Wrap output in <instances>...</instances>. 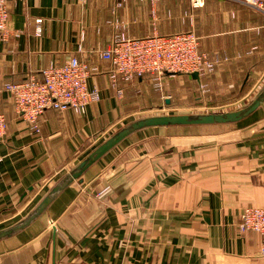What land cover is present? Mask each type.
<instances>
[{
  "label": "crops",
  "instance_id": "1",
  "mask_svg": "<svg viewBox=\"0 0 264 264\" xmlns=\"http://www.w3.org/2000/svg\"><path fill=\"white\" fill-rule=\"evenodd\" d=\"M8 25L12 35L0 36V230L26 217L120 122L173 108L175 84L197 87L208 103H249L264 87V16L233 0L198 9L190 0H11ZM121 31H193L215 69L166 77L162 87L149 74L113 86L101 54ZM75 57L99 68L89 86L100 100L85 113L46 111L35 133L5 85ZM141 93L147 103L136 100ZM247 206L264 208V106L237 123L134 133L0 241V264H264V235L239 228Z\"/></svg>",
  "mask_w": 264,
  "mask_h": 264
},
{
  "label": "built area",
  "instance_id": "2",
  "mask_svg": "<svg viewBox=\"0 0 264 264\" xmlns=\"http://www.w3.org/2000/svg\"><path fill=\"white\" fill-rule=\"evenodd\" d=\"M0 0V36L8 40L9 2ZM250 6L264 16V0H233ZM198 9L205 0H190ZM110 61L109 77L113 86L120 79L132 81L136 77L152 75L157 86L162 87L166 77L212 72L216 63L200 50V37L193 31L147 37H131L124 31L117 33L111 45L101 54ZM99 71L78 58H71L62 66L51 65L42 76L31 75L20 83H7L17 113L22 115L35 133H40V118L48 110L85 113L87 107L100 100L97 88H90L89 78ZM204 89V87H203ZM121 93V91H119ZM7 132V120L0 114V141ZM108 190L106 187L100 194ZM239 228L264 235V208L247 206L242 210Z\"/></svg>",
  "mask_w": 264,
  "mask_h": 264
},
{
  "label": "water",
  "instance_id": "3",
  "mask_svg": "<svg viewBox=\"0 0 264 264\" xmlns=\"http://www.w3.org/2000/svg\"><path fill=\"white\" fill-rule=\"evenodd\" d=\"M191 76L199 79V73L197 72L192 73ZM167 103H169V100ZM263 106L264 87L258 92L253 100L245 106L234 110L191 114L148 115L136 118L133 121L124 124L108 136L97 147H95L82 161L74 166L60 180H58L42 201L26 217L16 224L0 230V241L19 234L21 231L25 230L32 223H34L49 210L51 204L64 190L76 182H82L83 175L88 169H90L134 133L156 127H193L237 123L246 119ZM54 232L56 233V227H54Z\"/></svg>",
  "mask_w": 264,
  "mask_h": 264
},
{
  "label": "rangeland",
  "instance_id": "4",
  "mask_svg": "<svg viewBox=\"0 0 264 264\" xmlns=\"http://www.w3.org/2000/svg\"><path fill=\"white\" fill-rule=\"evenodd\" d=\"M169 91L171 94V101L176 104L173 108L165 109L164 111H145L140 114H137L136 116H134V118L148 116V115H157L162 113L191 114V113H204V112H224V111L240 108L247 104V103H225V102L208 103L207 98L202 100H200L201 98L199 99V97H201L202 95L200 94L201 92L197 87H192L187 84L186 85L175 84L173 88L170 89ZM143 94L141 93L137 95L138 98H136V100H138V103H147L146 101L147 98ZM251 96L252 94L248 95L246 101L248 100V98L250 99ZM243 101H245V99ZM121 123L122 122L116 125L113 129H116L117 127L120 128L121 126H123Z\"/></svg>",
  "mask_w": 264,
  "mask_h": 264
}]
</instances>
